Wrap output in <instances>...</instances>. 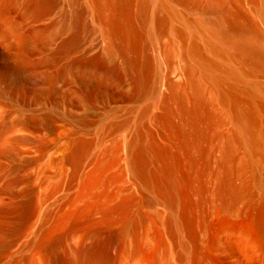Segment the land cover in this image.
Masks as SVG:
<instances>
[{
	"label": "bare ground",
	"instance_id": "1",
	"mask_svg": "<svg viewBox=\"0 0 264 264\" xmlns=\"http://www.w3.org/2000/svg\"><path fill=\"white\" fill-rule=\"evenodd\" d=\"M0 39L61 107L51 144L0 112V264H264V0H0Z\"/></svg>",
	"mask_w": 264,
	"mask_h": 264
},
{
	"label": "rangeland",
	"instance_id": "2",
	"mask_svg": "<svg viewBox=\"0 0 264 264\" xmlns=\"http://www.w3.org/2000/svg\"><path fill=\"white\" fill-rule=\"evenodd\" d=\"M9 20L18 22L20 24V33L25 35L29 33V26L26 21H23L18 15L12 14ZM13 38H9V42H13ZM52 47H45L41 44L29 50L25 56L23 65H31V63H37L45 56ZM18 50L11 48L4 50V43L0 39V68L6 67L9 62H16ZM57 67L53 61L45 66L39 68V74H47L51 77L50 80H44L42 77H37L35 80L26 82L21 87L16 85V77L14 73H9L7 78H0V103L2 105L0 112L3 115L7 114V126H13L17 121L23 120L29 127L30 132L41 141L46 144H51L56 139L54 133V127L60 123V119L57 116L48 117L47 111L60 112L61 107L59 105V85L56 81ZM76 114H82L76 113ZM84 115L86 113H83ZM17 135V134H15ZM12 133L7 134V138H11ZM30 145L25 144L22 147H28ZM6 160V159H5ZM6 165H12L13 161L7 159ZM24 174L13 173L9 176V179L14 180L15 192H22L24 190L23 178ZM21 231L13 232L7 238V242L10 243L9 252H14L22 244ZM106 247V253L108 258L115 257V250L111 244V240L105 233L93 236L89 240V250L94 254L99 248ZM109 260V263L111 262Z\"/></svg>",
	"mask_w": 264,
	"mask_h": 264
}]
</instances>
